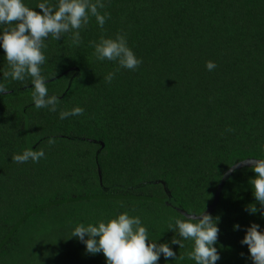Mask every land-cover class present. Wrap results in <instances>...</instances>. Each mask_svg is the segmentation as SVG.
<instances>
[{"label": "trees", "instance_id": "1", "mask_svg": "<svg viewBox=\"0 0 264 264\" xmlns=\"http://www.w3.org/2000/svg\"><path fill=\"white\" fill-rule=\"evenodd\" d=\"M23 2L40 12L45 0ZM102 2L98 11L110 18L101 28L89 14L80 44L71 33L45 39L41 75L48 95L59 98L56 112L35 107L30 76L4 78L11 69L0 41V83L8 88L0 94V264H107L103 252L88 253L71 236L81 223L98 225L124 212L140 217L149 244L168 243L176 253L161 254L157 264H196L188 255L194 241L169 229L187 217L155 199L167 197L164 185L134 186L164 180L186 211L200 214L227 169L249 157L264 159V0ZM117 33L142 60L137 69L96 58L91 42ZM110 72L116 75L108 83ZM75 107L83 114L60 119ZM26 117L37 144L32 150L45 157L14 163L13 155L31 149ZM92 140L105 144L98 158L101 145ZM98 162L109 190L100 183ZM253 167L230 177L211 214L219 217L216 264H254L241 243L252 223L264 233ZM250 204L259 211H247ZM174 237L184 247L171 244Z\"/></svg>", "mask_w": 264, "mask_h": 264}, {"label": "clouds", "instance_id": "2", "mask_svg": "<svg viewBox=\"0 0 264 264\" xmlns=\"http://www.w3.org/2000/svg\"><path fill=\"white\" fill-rule=\"evenodd\" d=\"M105 7L102 0H58V4L52 5L45 2L39 3L40 12L26 6L23 0H0V25H7L0 32V41L6 53V61L11 71H4V78L9 76L13 80L24 81L26 76L32 78L34 92L32 99L37 109L48 108L56 112L59 98L48 95L45 78L41 75L40 66L45 61L42 48H45V39L51 35L59 40L64 34L71 33L73 43L80 44V29L89 21V14L96 18L98 25L103 28L108 14H101L98 9ZM95 48L98 60L118 61L121 68L135 70L142 64L137 59L131 48L128 47L126 36L117 33L115 38H104L100 42H91ZM216 67L213 61L206 63L209 71ZM119 71V69H117ZM116 73L110 72L104 80L111 83ZM8 88L0 83V94H7ZM84 109L75 107L71 111H61L60 119L69 116L82 115ZM231 130V129H230ZM48 143L54 144L55 138L50 137ZM45 157L43 150H25L22 154L12 156L14 163H25L30 159L39 162ZM254 165L253 171L256 177L250 180L254 189V197L264 208V159L250 161ZM246 210L251 214L259 211L256 204H250ZM195 221V222H194ZM219 217L213 218L206 212L198 216H188L187 219H176L175 227L171 224L169 229L175 232L178 229L179 236L183 239L194 241L193 251L189 258L196 264H216L221 258L216 245L219 228ZM240 225H234L238 230ZM260 225L252 223L247 228L246 235L241 241L249 247L254 264H264V233ZM86 244V250L91 254L103 252L107 264H157L160 255L167 258H176V253L168 243H148V230L142 225L138 216H130L127 212L111 218L107 222L100 221L98 225L83 223L75 227L72 236ZM87 237V239H85ZM171 244H179L184 247L181 240L174 237Z\"/></svg>", "mask_w": 264, "mask_h": 264}, {"label": "water", "instance_id": "3", "mask_svg": "<svg viewBox=\"0 0 264 264\" xmlns=\"http://www.w3.org/2000/svg\"><path fill=\"white\" fill-rule=\"evenodd\" d=\"M29 122H28V119L26 117V136H27V145L29 148L31 149H34L36 147L37 144H32V140H31V136H30V132H29ZM93 142H97L101 145L99 151L97 152V158H98V155H99V152L101 151V149L104 147V142L103 141H100V140H92ZM256 159H260V158H253V157H249V158H246V159H243L237 163H235L234 165H232L229 169H227L224 174L222 175V177L220 178V181L217 185V188L215 190V195H214V198H213V201L210 203L209 207L204 211L206 212V214H212L213 211L216 209L218 203H219V200H220V197H221V194L225 188V185L226 183L228 182V180L230 179V177L238 170V169H241L245 166H254L252 163H250V161H253V160H256ZM98 171H99V178H100V183L102 185V187L105 189V190H109L110 187L106 186L105 185V182H104V176H103V171H102V167L100 165V163L98 162ZM154 183H162L164 185V188H165V191L167 193V197L165 198H155L157 201L159 202H162V203H165L173 208H175L177 211H179L183 216L185 217H188L190 215L192 216H198L200 214H196V213H190L188 211H186L178 202L177 200L175 199V197L173 196L172 192L170 191L169 187H168V184L166 181L164 180H153V181H149V182H144V183H141L139 185H136L134 186L135 187H141V186H145V185H148V184H154ZM49 205V204H48ZM203 212V213H204Z\"/></svg>", "mask_w": 264, "mask_h": 264}]
</instances>
